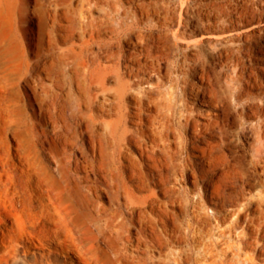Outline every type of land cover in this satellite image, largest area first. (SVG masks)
Returning a JSON list of instances; mask_svg holds the SVG:
<instances>
[{
    "label": "rangeland",
    "instance_id": "rangeland-1",
    "mask_svg": "<svg viewBox=\"0 0 264 264\" xmlns=\"http://www.w3.org/2000/svg\"><path fill=\"white\" fill-rule=\"evenodd\" d=\"M29 4V57L42 67L13 65L12 78L0 77V153L39 213L23 212L33 232L42 233L48 202L37 188V141L52 169L57 155L72 168L77 198L95 213L119 191L151 211L166 238L174 229L160 248L140 242L134 226L93 222L115 264H154L186 234L194 255L206 254L204 244L229 255L241 246L264 264V0ZM34 242L0 249V264H76L74 253L50 256Z\"/></svg>",
    "mask_w": 264,
    "mask_h": 264
},
{
    "label": "bare ground",
    "instance_id": "bare-ground-1",
    "mask_svg": "<svg viewBox=\"0 0 264 264\" xmlns=\"http://www.w3.org/2000/svg\"><path fill=\"white\" fill-rule=\"evenodd\" d=\"M22 2L23 4H21V0H0V67L5 66L8 70L13 65H21L26 66L27 71L31 72L42 67V65L40 62L33 63L29 57L30 20L33 11H31L29 0H22ZM17 13L19 16L16 15ZM58 56L59 58L62 57L61 54ZM44 67L48 70L51 68L50 64L46 62ZM10 70L3 71L0 69V77L3 79L12 78L13 73L11 74ZM263 138L264 133H260L259 139ZM35 145L36 147L31 148V150L40 151L39 154L37 153L40 167L38 171H35L37 188L48 199V202L42 203L41 215L43 218L37 224L42 233L36 235L25 219L24 213L30 217L39 213L36 212L35 205L23 197L25 190H21L17 186L10 161L5 160L0 153V214L5 217L0 229L1 250L12 246L14 253H18L20 247L24 246L22 242H34V237H36L37 243L34 242V246L49 250L50 256L55 253H62L63 256L67 257L66 252H72L76 256V264H115L116 260L109 250L103 248L93 234V222H99L101 219H106L110 225L116 224L119 228H127L128 230L134 226L139 241H145L149 245L163 248L168 247L173 242L174 229L170 237L166 238L163 230L161 231L157 227L152 212L143 204L134 202L130 198L124 203L125 201L121 200L119 191L111 190L113 207H104V210L95 213L87 202L77 198L79 184L73 182L70 175L72 168L66 164L63 157L57 155V168L52 169L48 159L42 155L37 146V141ZM19 201H23L22 206H18ZM150 227L152 228L151 233L148 232ZM233 228L234 226H231L230 230ZM223 231L225 232V229ZM48 237L58 245L56 250L45 244L44 240ZM183 237L187 241L185 246L177 252L171 249L169 252H161L162 254L158 257H152L154 264H253L249 256L245 255V258L242 256L241 246H239L237 254L229 255L227 249L216 252L215 246L211 247L209 244H204L206 254L194 255L190 243V234ZM113 250L116 256H119V250L117 248ZM36 264L59 263L52 261L49 257L42 256L36 259ZM139 264H149V262L147 259H140Z\"/></svg>",
    "mask_w": 264,
    "mask_h": 264
}]
</instances>
